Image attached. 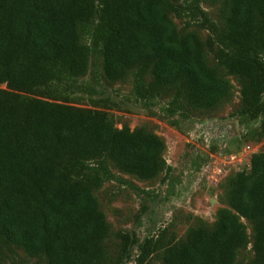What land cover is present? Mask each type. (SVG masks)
<instances>
[{"label":"trees","instance_id":"16d2710c","mask_svg":"<svg viewBox=\"0 0 264 264\" xmlns=\"http://www.w3.org/2000/svg\"><path fill=\"white\" fill-rule=\"evenodd\" d=\"M180 1L0 0V253L15 247L44 264H128L137 248L134 264H237L248 249L246 264H264V151L228 180V208L212 226L191 227L181 239L121 234L116 253L107 246L110 226L94 194L113 180L112 168L150 181L171 167L155 134L118 129L103 110L71 104L75 91L95 94L80 83L92 50L106 81L135 72L137 101L153 106L172 90L170 115L184 102L218 107L232 89L217 73L226 70L242 82L239 123L259 124L241 138L264 140V0H222L223 32L202 0ZM170 14L202 19L215 37L180 36ZM215 46L210 67L205 49ZM242 220L252 225V241Z\"/></svg>","mask_w":264,"mask_h":264},{"label":"rangeland","instance_id":"374dc122","mask_svg":"<svg viewBox=\"0 0 264 264\" xmlns=\"http://www.w3.org/2000/svg\"><path fill=\"white\" fill-rule=\"evenodd\" d=\"M177 4L186 6L189 0H181ZM200 8L211 24L223 32L227 13L225 3L222 0H202ZM169 17L180 36L194 32L204 42L215 37L212 28L206 29L201 25L202 19L197 21L186 15L177 17L174 14ZM215 50L216 46L205 49L210 67L216 66ZM134 73L130 71L118 82L106 81L101 55L92 50L88 72L80 83L94 89L95 94L90 96L75 91L71 95L72 105L103 110L116 128H143L166 145L163 157L171 167L169 174L163 172L154 180L141 181L112 168L113 180L106 182L94 194L110 226L107 246L112 254L118 250L121 234L135 235L142 242L146 238H157L165 231V240L172 237L181 239L191 227L200 224L212 226L217 212L228 208V180L249 169L252 154L264 151V140L255 143L248 137L241 138L259 124L239 123L242 82L238 77L217 68L218 76L232 87L222 103L212 110H194L184 102L180 110L170 115L166 107L173 100V91L165 90L153 106L141 103L134 95ZM146 81H150L149 76ZM97 99H103L106 107L96 108L93 101ZM242 223L252 241V225L244 220ZM137 255V248H134L128 264H134ZM252 258V252L244 250L239 253L237 264H246ZM0 260L2 264H44L43 259L30 258L15 247L4 248ZM150 264L161 262L153 258Z\"/></svg>","mask_w":264,"mask_h":264},{"label":"water","instance_id":"95a60500","mask_svg":"<svg viewBox=\"0 0 264 264\" xmlns=\"http://www.w3.org/2000/svg\"><path fill=\"white\" fill-rule=\"evenodd\" d=\"M235 125H236V129L238 131V122L237 121L235 122Z\"/></svg>","mask_w":264,"mask_h":264}]
</instances>
